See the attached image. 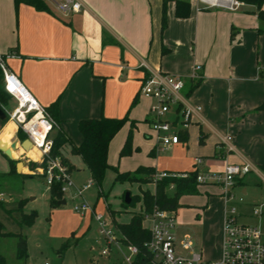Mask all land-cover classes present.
<instances>
[{
	"label": "crops",
	"instance_id": "crops-1",
	"mask_svg": "<svg viewBox=\"0 0 264 264\" xmlns=\"http://www.w3.org/2000/svg\"><path fill=\"white\" fill-rule=\"evenodd\" d=\"M43 1L47 10L0 0V54L8 71L49 110L70 141L81 142L78 122L82 119L125 114L136 119L128 118L111 139L108 161L111 145H121L130 121L134 127L138 120L148 123L152 101L139 92L143 79L156 70L180 75L186 80L182 93L186 104L198 105L200 110L181 132L180 143L167 148L185 154L187 163H146L156 172L171 173L249 165L250 171L235 180L231 204L239 221L264 231V30L258 31L261 22L254 6L240 3L230 11L204 7L199 0H181L189 3V14L180 18L175 15L176 0H167L162 29L164 0H75L81 7L69 14L60 13L50 0ZM195 65L201 66L200 79L191 89L196 83L190 80ZM14 102L10 96L1 106L8 109ZM10 124L12 133L5 134ZM145 136L154 146L145 149L154 156L160 147L150 127ZM25 139L8 120L0 134V151L9 150L15 167L23 162L21 169L16 167L17 173L31 168V162L28 167L26 160L18 158L23 150L33 156L31 148L21 146ZM13 141L16 149L10 148ZM65 148L70 150V146H63L62 156L72 164ZM207 186L217 190L207 193L206 204L189 209L192 217L187 227L193 234L178 239L177 223L174 233L177 241L189 239L196 250L199 230L206 259L216 260L222 253L227 202L220 187ZM255 207L262 211L258 216L253 215ZM196 251L203 256L202 249Z\"/></svg>",
	"mask_w": 264,
	"mask_h": 264
},
{
	"label": "built area",
	"instance_id": "built-area-1",
	"mask_svg": "<svg viewBox=\"0 0 264 264\" xmlns=\"http://www.w3.org/2000/svg\"><path fill=\"white\" fill-rule=\"evenodd\" d=\"M62 14H69L80 9L81 5L75 0H50ZM204 7L236 10L240 6L238 0H199ZM11 53L5 54L6 57ZM0 68L3 72V86L5 91L14 98L15 106L8 110L3 108L7 120L14 123L31 142V149L37 151V159H33L23 150L18 158L27 163H46L45 179L48 187L53 182L61 183L62 193L73 187L76 195L91 186V182L75 186L71 181V174L59 157H52V138L50 133L57 124L47 110L34 98L10 73L6 67L4 56L0 54ZM200 65H195L190 77L192 82L200 79ZM186 80L180 75H173L156 70L146 76L141 82L140 94L149 98L152 103L148 112V123L153 136L160 148H167L180 143V134L194 119L200 106L186 104L183 90ZM228 139H230L228 137ZM200 163V159H196ZM250 171L249 165L227 164L221 172H199L196 176L198 183L213 184L220 187L227 202L223 220V242L221 259L211 260L203 258L200 252L193 249L189 239L177 241L174 228L175 213L154 208L149 213H143V222H149V239L144 243L150 253L147 264H264V231L257 225L243 223L238 219L236 208L231 204L233 195L231 189L237 177ZM41 173L44 172L42 167ZM186 173L156 172L153 175V185L163 177H186ZM170 189L173 185L170 184ZM75 212L84 214L94 213V206L83 200L73 207ZM138 211H141L139 207ZM260 207L253 208V215L261 213ZM99 226V232L105 241V247L100 251L101 256L118 259L121 264H135L139 249L124 243L119 229L107 222L101 215H94ZM43 264H48L47 262Z\"/></svg>",
	"mask_w": 264,
	"mask_h": 264
},
{
	"label": "rangeland",
	"instance_id": "rangeland-1",
	"mask_svg": "<svg viewBox=\"0 0 264 264\" xmlns=\"http://www.w3.org/2000/svg\"><path fill=\"white\" fill-rule=\"evenodd\" d=\"M15 104L14 102L11 107H8V110L13 109ZM125 116L128 117L127 114L122 117ZM143 120H138L136 126L131 128L132 152L129 155L119 156V151L129 133V126L123 135L121 145L119 147H116L115 143L111 145L108 163L120 172H133L139 166H149V163L146 162L150 161L154 165L156 160L161 163L167 161L171 164H186L185 154L173 153L168 148L163 150L156 148L155 155L149 156L150 149L146 150L145 148L149 144L153 146V143L145 136L149 125ZM7 121V119L0 121V134ZM12 130V124L7 125L5 134L12 133ZM65 152L74 166L71 175L73 184L82 186L90 181L91 186L83 192L82 196L76 195L74 188L69 187L66 193L63 192L65 204H62L61 207H49V189L45 176L40 175L41 172L38 168H42V166L38 163L34 169L27 168L25 171H20L21 173L38 174L32 178L24 181L12 180L11 183H8L6 178H0V222L3 229L6 232L20 233L27 240V257L24 260H19L15 257L16 237H0V255L5 258V264H43L45 262L48 264H115L114 262H119L118 259L100 255V251L105 247V241L99 232L94 215H101L107 222H112L114 226L127 223L131 214L138 210L140 202H135L125 208L121 205L122 196L125 192H129L132 196L139 195L140 190H152L153 187L150 184L115 181V172L112 167L106 170L101 185L97 186L91 180L80 156L72 154L66 148ZM32 153L35 157L36 153L33 151ZM25 165L29 167L26 162ZM10 169V159L0 151V175L8 173ZM216 172H221V170ZM207 185L206 183L199 184L198 193L180 199L181 206L179 208L181 211H178L176 217L178 239H182L186 234H193L187 227L188 219L192 217L190 207L206 204L207 193H214L217 190ZM4 195L10 197L5 199ZM20 199H25L21 210L18 208ZM83 200L94 206V213L88 211L81 214L73 210V207ZM32 211L37 214L33 223L31 225L19 224L21 213L28 214ZM111 212L114 213V218H112ZM193 214L195 217V213ZM113 219L114 221H112ZM144 224L147 226L149 222L146 221ZM199 233V230L196 229V234H198L196 250L202 249L203 258H208ZM67 241H69V245L64 247ZM220 259L221 256L216 261Z\"/></svg>",
	"mask_w": 264,
	"mask_h": 264
},
{
	"label": "trees",
	"instance_id": "trees-1",
	"mask_svg": "<svg viewBox=\"0 0 264 264\" xmlns=\"http://www.w3.org/2000/svg\"><path fill=\"white\" fill-rule=\"evenodd\" d=\"M163 2V12L161 18V28L164 29L166 26V12L165 3ZM242 4L252 5L255 8L257 18L261 22L258 31L264 30V0H238ZM20 2H25L34 6L39 10H47V7L43 0H14L17 6ZM189 14V3L186 1L176 0L175 1V15L177 17L183 18L187 17ZM4 56V54H3ZM3 72L0 68V105H5L10 95L5 91L3 84ZM198 82L192 83L191 89L197 85ZM136 102L134 99L132 105ZM264 107V105L262 106ZM47 112L49 111L45 108ZM49 113V112H48ZM54 120V119H53ZM55 121V120H54ZM129 121L128 117L115 118V117H105L100 116L99 118L82 119L78 122V130L82 135V140L78 145H75L70 141V139L57 127H55L50 133L52 138V157H59L62 164L66 166L69 174L74 169L73 164H71L67 158L62 156V148L64 145L68 144L70 146V152L72 154L79 155L85 168L90 174L91 180L100 186L102 179L106 170L112 167L107 161L108 146L111 139L118 132V130ZM130 130L126 137V140L119 151V156L129 155L132 152L131 147V128L134 123L130 121ZM181 136V134H180ZM153 155V151L150 152ZM11 161V169L8 173L0 175V178H6L8 183L12 180H21L32 178L38 174H27V173H17L15 163ZM31 169L36 167L37 163L31 162ZM44 168V172L40 175L44 176L46 163L41 165ZM115 176V181H130L137 182L139 184H152L153 175L156 171L149 166H139L133 172H120L116 167H112ZM175 173V172H174ZM199 171L194 170L187 172L186 177H163L160 180H156L154 184V189H144L140 190L139 195H131V201L129 204L124 203V195L122 196L121 205L127 207L134 204L135 202H140L141 211H136L131 214L130 220L127 223L116 224L115 226L123 235L124 243L136 246L139 249L138 256L136 258L135 264H147L149 262L150 253L145 248L144 243L149 239V230L143 225V213H149L154 208L176 212V210L181 206L179 204V199L183 195H192L198 192V183L196 181V176ZM170 184L173 188L170 189ZM8 186V185H7ZM49 207L57 208L61 207L60 201L63 200V193L61 191V183L53 182L49 187ZM25 199H20L18 202V208L21 210L22 204ZM36 212L32 211L28 214L21 213V219L19 224L31 225L36 217ZM112 218H114V213L111 212ZM114 221V219L112 220ZM3 236H15L16 241V252L15 257L19 260H24L27 257V240L20 233L6 232L3 229V225L0 222V237ZM69 245V241L65 242L64 247ZM120 262V261H119ZM119 262H114L115 264H120ZM0 264H5V258L0 255Z\"/></svg>",
	"mask_w": 264,
	"mask_h": 264
},
{
	"label": "water",
	"instance_id": "water-1",
	"mask_svg": "<svg viewBox=\"0 0 264 264\" xmlns=\"http://www.w3.org/2000/svg\"><path fill=\"white\" fill-rule=\"evenodd\" d=\"M5 119H6V113H5L4 109L2 108V106L0 105V121H5ZM16 144H17V142H16V141H13V142L10 144V148H12V149H16ZM21 146H22V147H25V148H26V147L31 148V142L26 138L25 140H23V141L21 142ZM3 153H4L8 158L11 159V157L9 156L8 151H5V152L3 151ZM19 163H21V162H17L16 167H18V164H19ZM3 198L8 199V196H7V195H4ZM130 201H131L130 193H129V192H125V194H124V203L129 204ZM60 204H61V205H62V204H65V199L61 200V201H60Z\"/></svg>",
	"mask_w": 264,
	"mask_h": 264
},
{
	"label": "bare ground",
	"instance_id": "bare-ground-1",
	"mask_svg": "<svg viewBox=\"0 0 264 264\" xmlns=\"http://www.w3.org/2000/svg\"><path fill=\"white\" fill-rule=\"evenodd\" d=\"M32 150H33L34 153L37 154V151H36L35 149H32ZM5 151H8V153H9V150L6 149ZM27 155H28V154H27ZM9 156H10V154H9ZM33 159H37V156L34 157ZM19 162H20V161H19ZM21 165H24L23 162H21V163L18 164L19 169H21ZM18 167H17V169H18ZM18 171H19V170H18Z\"/></svg>",
	"mask_w": 264,
	"mask_h": 264
}]
</instances>
